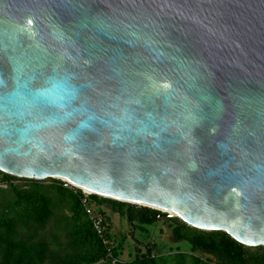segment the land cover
Masks as SVG:
<instances>
[{
	"label": "water",
	"instance_id": "obj_1",
	"mask_svg": "<svg viewBox=\"0 0 264 264\" xmlns=\"http://www.w3.org/2000/svg\"><path fill=\"white\" fill-rule=\"evenodd\" d=\"M9 62L72 76L93 120L73 144L9 131L0 171L264 246V0H0Z\"/></svg>",
	"mask_w": 264,
	"mask_h": 264
},
{
	"label": "trees",
	"instance_id": "obj_2",
	"mask_svg": "<svg viewBox=\"0 0 264 264\" xmlns=\"http://www.w3.org/2000/svg\"><path fill=\"white\" fill-rule=\"evenodd\" d=\"M0 173L6 183L0 186V264H264V246H246L225 231L201 230L177 216L165 219L173 223L175 241L189 242V250L155 253L148 246L122 261L121 244L117 246L109 233L106 211L98 210L104 217L108 244L86 212L82 189L65 185L61 179L49 178L51 182L46 184V180ZM15 180H24V184ZM89 198L100 205L110 203L114 212L143 231L161 213L97 194ZM114 258H118L115 263Z\"/></svg>",
	"mask_w": 264,
	"mask_h": 264
},
{
	"label": "clouds",
	"instance_id": "obj_3",
	"mask_svg": "<svg viewBox=\"0 0 264 264\" xmlns=\"http://www.w3.org/2000/svg\"><path fill=\"white\" fill-rule=\"evenodd\" d=\"M9 64L11 72L7 78L0 72V127L5 132L0 135V144L5 148L9 131L26 143L45 128L62 127L67 129L64 141L73 144L83 131L92 129L93 117L80 99L82 86L72 76L53 70L37 81L19 75L15 65ZM43 109L49 111L43 113Z\"/></svg>",
	"mask_w": 264,
	"mask_h": 264
},
{
	"label": "rangeland",
	"instance_id": "obj_4",
	"mask_svg": "<svg viewBox=\"0 0 264 264\" xmlns=\"http://www.w3.org/2000/svg\"><path fill=\"white\" fill-rule=\"evenodd\" d=\"M2 174L0 173V186H5L3 183ZM45 181V180H43ZM51 182L50 180L45 183ZM17 184H24V180H15ZM90 204L95 206L97 210L103 209L108 215L109 233L112 236L115 244L120 246V259L122 261L133 258L137 253L144 252L148 246L157 252H176L186 251L191 248L187 241L176 242L173 235V223L167 221L166 217L159 218L154 224L146 225V230L133 225L127 217L121 216L112 209L110 203L101 204L94 199L90 200ZM97 264H110L106 261H101Z\"/></svg>",
	"mask_w": 264,
	"mask_h": 264
},
{
	"label": "built area",
	"instance_id": "obj_5",
	"mask_svg": "<svg viewBox=\"0 0 264 264\" xmlns=\"http://www.w3.org/2000/svg\"><path fill=\"white\" fill-rule=\"evenodd\" d=\"M66 184L65 185H72L69 182L65 181ZM74 186V185H73ZM76 187V186H75ZM78 188V187H76ZM83 193L85 194V198H84V202L86 204V212L88 214V216L90 217V219L93 222V225L95 227V229L97 230L98 234L104 239V242L106 244H108V239L105 237V228H104V217L103 215L95 208V206L90 204V198L89 196L93 193L86 191V190H82ZM110 251V248H109ZM118 258H114L113 259V263L117 262Z\"/></svg>",
	"mask_w": 264,
	"mask_h": 264
},
{
	"label": "snow or ice",
	"instance_id": "obj_6",
	"mask_svg": "<svg viewBox=\"0 0 264 264\" xmlns=\"http://www.w3.org/2000/svg\"><path fill=\"white\" fill-rule=\"evenodd\" d=\"M29 23H31V21H29Z\"/></svg>",
	"mask_w": 264,
	"mask_h": 264
},
{
	"label": "bare ground",
	"instance_id": "obj_7",
	"mask_svg": "<svg viewBox=\"0 0 264 264\" xmlns=\"http://www.w3.org/2000/svg\"><path fill=\"white\" fill-rule=\"evenodd\" d=\"M87 191V190H86Z\"/></svg>",
	"mask_w": 264,
	"mask_h": 264
}]
</instances>
